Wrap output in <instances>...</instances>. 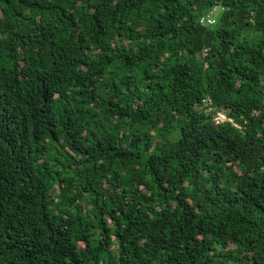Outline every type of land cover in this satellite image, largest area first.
Instances as JSON below:
<instances>
[{
    "label": "trees",
    "instance_id": "obj_1",
    "mask_svg": "<svg viewBox=\"0 0 264 264\" xmlns=\"http://www.w3.org/2000/svg\"><path fill=\"white\" fill-rule=\"evenodd\" d=\"M0 264H264V0H0Z\"/></svg>",
    "mask_w": 264,
    "mask_h": 264
},
{
    "label": "built area",
    "instance_id": "obj_2",
    "mask_svg": "<svg viewBox=\"0 0 264 264\" xmlns=\"http://www.w3.org/2000/svg\"><path fill=\"white\" fill-rule=\"evenodd\" d=\"M200 23L201 24H211L212 21L209 20L208 18H204V19L200 20ZM218 117H220V118H218ZM221 119H222V117L220 115H217L216 117H214V122L218 123Z\"/></svg>",
    "mask_w": 264,
    "mask_h": 264
},
{
    "label": "clouds",
    "instance_id": "obj_3",
    "mask_svg": "<svg viewBox=\"0 0 264 264\" xmlns=\"http://www.w3.org/2000/svg\"><path fill=\"white\" fill-rule=\"evenodd\" d=\"M204 18H208V16H202V17H200L198 23H199L200 25H210V24H201V23H200V20H201V19H204ZM208 19L211 20L212 23H213V20H212L211 18H208ZM212 23H211V24H212ZM217 115H220V116L222 117V119H221L218 123H221V122H223V121L225 120L224 116L221 115V114H216L214 117H216Z\"/></svg>",
    "mask_w": 264,
    "mask_h": 264
},
{
    "label": "rangeland",
    "instance_id": "obj_4",
    "mask_svg": "<svg viewBox=\"0 0 264 264\" xmlns=\"http://www.w3.org/2000/svg\"><path fill=\"white\" fill-rule=\"evenodd\" d=\"M212 13L214 14V13H215V11H213ZM211 15H212V14H211ZM218 118H220V117H218Z\"/></svg>",
    "mask_w": 264,
    "mask_h": 264
}]
</instances>
